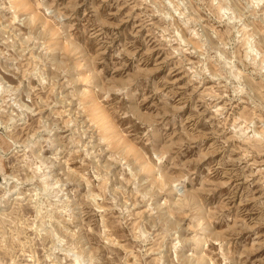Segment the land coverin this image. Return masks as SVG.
Masks as SVG:
<instances>
[{
  "label": "clouds",
  "instance_id": "clouds-1",
  "mask_svg": "<svg viewBox=\"0 0 264 264\" xmlns=\"http://www.w3.org/2000/svg\"><path fill=\"white\" fill-rule=\"evenodd\" d=\"M0 264H264V0H0Z\"/></svg>",
  "mask_w": 264,
  "mask_h": 264
}]
</instances>
